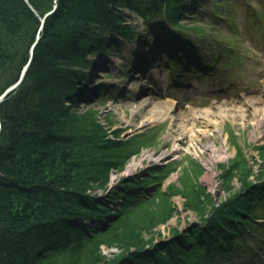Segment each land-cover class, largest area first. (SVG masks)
I'll return each instance as SVG.
<instances>
[{"label":"trees","instance_id":"trees-1","mask_svg":"<svg viewBox=\"0 0 264 264\" xmlns=\"http://www.w3.org/2000/svg\"><path fill=\"white\" fill-rule=\"evenodd\" d=\"M202 1L57 0L23 79L0 101V264H221L226 258L224 264L237 258L240 264L255 263L264 247V229L257 225L264 218V165L256 182L241 172L242 187L234 192L225 181L228 193L217 204L206 191L201 194L196 177L184 175L180 185L170 182L163 189L172 162L148 168L141 177L120 176L102 198L95 189H104L111 170L148 146L150 133L121 139L117 128L98 122L77 129V122L60 126V118H53L55 111L64 113L60 93L71 99L86 88L91 73L80 77L72 68L86 46L95 42L91 50L106 54L112 32L129 42L139 35L124 23V8L142 16L148 28L147 21L161 19L196 31L181 21L204 11ZM52 5L53 0H0V94L18 80L40 19ZM89 63L96 68L95 60ZM176 193L192 204L196 224L172 228V236L159 242L137 234L123 238L131 213H145V203L157 195L169 203ZM202 200L206 204L198 206ZM110 241H120L122 251L105 259L99 246Z\"/></svg>","mask_w":264,"mask_h":264},{"label":"rangeland","instance_id":"rangeland-1","mask_svg":"<svg viewBox=\"0 0 264 264\" xmlns=\"http://www.w3.org/2000/svg\"><path fill=\"white\" fill-rule=\"evenodd\" d=\"M57 5V0H53V8L45 14H50ZM199 6L204 11L198 9L191 17L181 21L186 26H196L198 33L175 25L161 24L162 32L168 33L176 41L175 46L166 41L161 43L163 40L158 35V21H147L150 26L148 28L144 18L124 8V23L130 24L137 31V38L128 43L112 32L115 39L103 55L91 52L90 45L94 42L90 43L86 46L87 57L94 59L97 66H83L80 69L82 72L91 71V78L85 84L83 94L70 99L60 93L59 102L64 106V113H53L56 121L60 118V126L77 122L80 125L77 129H88L98 122L107 130L117 128L121 139L134 133H150L148 146H140L129 155L121 168L111 170L107 174L104 189H95L99 197L103 198L108 189L119 181L120 176L141 177L150 166L167 162L175 166L166 178L168 183L180 185L184 175L193 179L196 177L204 188L201 194L205 191L209 193L215 204L221 202L228 193L224 187L229 182L232 192L242 187L238 176L241 172L247 181L258 180L255 177L264 165V0H203ZM212 9L218 11L217 16L211 15ZM46 15L40 19L36 39L24 66L28 62L29 66L32 60L33 49L41 38ZM150 31L154 33L149 34ZM181 40L186 41L187 45L178 49ZM158 46H161L160 50ZM198 63L211 66L208 69L196 68ZM82 75L79 74L80 77ZM57 88L64 87L59 85ZM137 98H141L139 105L135 103ZM162 99L171 102L170 110L175 118L167 116L146 121L150 117L148 108L152 107L149 103ZM231 105H238L243 116L231 117V114L227 116L231 112H224L226 115L215 117L216 125L209 127V138L216 145L224 138L227 147L226 156L214 165L213 187H210L203 180L206 171L204 160L208 156V151L203 147L206 136H200L196 144L187 149L184 145L190 138L189 132L183 134L177 122L189 114L191 108L207 107L218 112V109L223 110ZM253 114L260 117L259 127L254 130L256 137L250 132ZM201 120L196 119L195 129L205 128ZM174 141L183 148L171 151V143ZM162 150L167 154L156 159ZM143 152L150 154L142 157L127 171V162L132 158L138 159ZM231 166L229 176L223 175V168ZM162 184V188L166 189L164 182ZM160 196L145 203L148 212L139 216L135 214L139 211H134V216L131 213L128 221L130 224L123 238L137 234L146 240L154 237L159 242L172 236V228L185 230V226L198 222L199 216L190 208L192 204L188 206L181 194L171 195L169 203ZM205 204V200H202L197 205ZM261 212L264 217V207ZM80 221L87 222L84 218H80ZM257 225L264 229V218H258ZM119 245L120 241L106 242L99 246L98 251L105 259H109L121 253ZM260 251L255 264H264V247ZM225 260L227 258L221 264ZM236 260L233 264H240Z\"/></svg>","mask_w":264,"mask_h":264},{"label":"bare ground","instance_id":"bare-ground-1","mask_svg":"<svg viewBox=\"0 0 264 264\" xmlns=\"http://www.w3.org/2000/svg\"><path fill=\"white\" fill-rule=\"evenodd\" d=\"M42 18H44V17H42ZM96 31L98 32V29ZM99 32H101V30H99ZM94 45H95V42H94ZM89 50L91 52H93L91 50V48ZM82 51H83L81 54L82 56L80 57L79 60H77L75 63H73L72 68L74 70H77L78 74L91 73V71L82 72L80 70L83 66H89L90 68H92L89 65L90 64L89 62H90V60H94V59H88L89 57H87L88 52L86 50V47ZM93 53L97 54V55L99 54V53H96L95 51ZM100 55H103V54L100 53ZM87 82H85V84ZM140 101H141V98H137L136 102H135L136 105L137 104L139 105ZM149 105L152 107L148 108L147 113H149L150 117H147L145 119L146 121H152V120H154V118H163V117H167V116L175 118L173 116V113H171V110H170L171 102L169 100L162 99V100H159V102L153 101V102H150ZM225 108L226 109H223V110L218 109V112H213V111H211V109H209L207 107L206 108H198V109H192L191 108V109H189V114L184 115L182 118H180L181 120L179 119V121L177 122V126L182 129L183 134L185 132L186 133L189 132L188 135H190V138H188V142L184 145V147H186L187 149H189L190 145L196 144V140L199 139L200 136H203V135L206 136V140L203 143V147L205 150L208 151V156L204 160V165L206 166V171L203 174V180L206 181L210 187H213L214 165H215L216 161H218L219 159H223L226 156V154H227L226 148L227 147L224 143V138H222L221 143L218 145H216L214 143V141L209 138V135H210L209 127L215 126L216 122H217L215 117L220 116V115H221V117L225 116L226 113H224V112H231V113H227V116L229 114H231V117L232 116L233 117L234 116H238V117L243 116L242 109H240V107L238 105H231V107H225ZM227 109H229V110H227ZM263 109H264V107H263ZM197 118L202 119L201 122L205 128H202V129H198V128L195 129L194 128L197 125L196 124ZM259 122H260V117L253 114V116L251 117V120H250V123H251L250 132L253 134L254 137H256L254 130L258 129ZM178 148L181 149L183 147H180L179 145H177V143L175 141L171 143V151H175ZM149 154H150L149 152H143L139 155L138 159H133V158L130 159L127 162L126 170L127 171L130 170L133 166H135L139 162V160L142 157H148ZM166 154H167V152L162 150L157 154L156 159L159 157L162 158ZM137 176L139 177V175H137Z\"/></svg>","mask_w":264,"mask_h":264},{"label":"water","instance_id":"water-1","mask_svg":"<svg viewBox=\"0 0 264 264\" xmlns=\"http://www.w3.org/2000/svg\"><path fill=\"white\" fill-rule=\"evenodd\" d=\"M46 15V14H45ZM42 19V18H41ZM29 63V62H28ZM28 63L24 66V68H23V70H22V72H21V74H20V77H19V79L15 82V83H13V84H11L10 86H8L1 94H0V101L3 99V97L10 91V90H12L14 87H16L17 86V84L20 82V80L22 79V77L24 76V72H25V70L27 69V67H28ZM0 129H1V122H0Z\"/></svg>","mask_w":264,"mask_h":264}]
</instances>
